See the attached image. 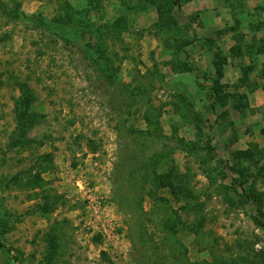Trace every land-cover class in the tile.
Segmentation results:
<instances>
[{"label": "rangeland", "instance_id": "rangeland-1", "mask_svg": "<svg viewBox=\"0 0 264 264\" xmlns=\"http://www.w3.org/2000/svg\"><path fill=\"white\" fill-rule=\"evenodd\" d=\"M0 264H264V0H0Z\"/></svg>", "mask_w": 264, "mask_h": 264}, {"label": "trees", "instance_id": "trees-1", "mask_svg": "<svg viewBox=\"0 0 264 264\" xmlns=\"http://www.w3.org/2000/svg\"><path fill=\"white\" fill-rule=\"evenodd\" d=\"M103 57V56H101ZM18 86L20 87V90L22 92V97L18 100L17 102V113L19 114V116L21 117L22 120H24L25 118L27 119L29 117L30 114H26V111L29 109V106L31 104V102L34 99V91L33 89L29 86V84L27 82H18ZM213 91H216L215 89H217L215 86H213ZM27 122V121H26ZM21 129H24L21 128ZM94 150H97V147L94 146ZM155 177L156 181L160 182L161 185L163 186H169L173 193H175L176 197L178 196V198L181 197H187L189 200H194L195 196H192V191L190 189L189 184L186 182L184 176L177 174L175 177H171V175H160L157 172L154 173V176H152L151 178ZM150 178V177H149ZM183 195V196H181ZM196 205L185 208L184 210L188 213V211L192 212V209H195ZM199 206H197V209L200 212V209L198 208ZM201 208V207H200ZM199 217V216H197ZM201 224V221L198 222L197 224H195L196 227H199ZM198 229V228H196ZM56 247V246H55ZM57 248L54 249V251H56Z\"/></svg>", "mask_w": 264, "mask_h": 264}]
</instances>
